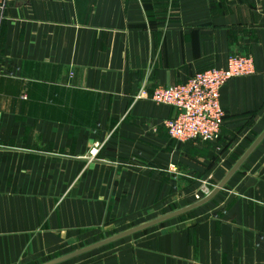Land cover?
I'll return each mask as SVG.
<instances>
[{
	"label": "crops",
	"instance_id": "1",
	"mask_svg": "<svg viewBox=\"0 0 264 264\" xmlns=\"http://www.w3.org/2000/svg\"><path fill=\"white\" fill-rule=\"evenodd\" d=\"M230 53L253 71L221 86L213 142L171 138L176 109L136 97ZM263 130L264 0H3L0 264L197 202ZM55 264H264V137L208 201Z\"/></svg>",
	"mask_w": 264,
	"mask_h": 264
},
{
	"label": "built area",
	"instance_id": "2",
	"mask_svg": "<svg viewBox=\"0 0 264 264\" xmlns=\"http://www.w3.org/2000/svg\"><path fill=\"white\" fill-rule=\"evenodd\" d=\"M3 0H0V8ZM253 71V58L249 54L230 53L223 68L212 67L198 71L186 81L169 85H156L149 91L141 89L136 97H149L151 100L169 104L176 114L163 120L169 136L177 141L199 139L215 141L221 129L224 116L219 103L220 88L231 77L250 74ZM98 143L89 150L94 155ZM171 170H175L171 165ZM206 182L200 186L196 198L207 194Z\"/></svg>",
	"mask_w": 264,
	"mask_h": 264
},
{
	"label": "water",
	"instance_id": "3",
	"mask_svg": "<svg viewBox=\"0 0 264 264\" xmlns=\"http://www.w3.org/2000/svg\"><path fill=\"white\" fill-rule=\"evenodd\" d=\"M264 137V130L257 136V138L250 144V146L247 148V150L240 156V158L233 164V166L228 170V172L225 174V176L220 180V182L216 185V187L211 190L208 194H206L203 198H201L200 200H198L197 202L193 203V204H190V205H187V206H184V207H181V208H178V209H175L171 212H168L166 214H163L161 216H158L154 219H151V220H148L146 222H143V223H140L136 226H133L131 228H128L124 231H121L119 233H116L114 235H111L109 237H106L104 239H101V240H98L94 243H91V244H88L86 246H83L81 248H78L74 251H71L67 254H64V255H61V256H58L56 258H53L51 260H48L46 262H43L41 264H55V263H58V262H61V261H64L66 259H69V258H72V257H75L79 254H82V253H85L89 250H92L94 248H97L99 246H102L104 244H107L109 242H112L114 240H117L119 238H122L124 236H127L129 234H132L136 231H139V230H142L144 228H147L149 226H152V225H155L159 222H162L168 218H171V217H174V216H177L185 211H188L190 210L191 208H194L206 201H208L210 198H212L214 196V194H216V192L221 188L223 187V185L226 183V181L228 180V178L231 176V174L240 166V164L244 161V159L249 155V153L256 147V145L262 140V138Z\"/></svg>",
	"mask_w": 264,
	"mask_h": 264
},
{
	"label": "rangeland",
	"instance_id": "4",
	"mask_svg": "<svg viewBox=\"0 0 264 264\" xmlns=\"http://www.w3.org/2000/svg\"><path fill=\"white\" fill-rule=\"evenodd\" d=\"M104 237H107V236H102V238H104ZM102 238L100 237L99 239H102ZM99 239L96 238L95 240H89L90 242L89 241L74 242L73 244L68 245L66 247V250L72 251V250H75V249L80 248L82 246H85V245H87L89 243L95 242V241H97Z\"/></svg>",
	"mask_w": 264,
	"mask_h": 264
}]
</instances>
